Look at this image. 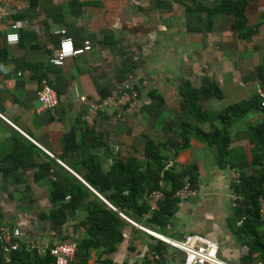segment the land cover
<instances>
[{
    "label": "crops",
    "instance_id": "obj_1",
    "mask_svg": "<svg viewBox=\"0 0 264 264\" xmlns=\"http://www.w3.org/2000/svg\"><path fill=\"white\" fill-rule=\"evenodd\" d=\"M222 1L11 0L8 14L0 13V222L20 230L21 248L31 251L33 245L52 246L84 236L83 209L68 214L60 233L46 216L53 209L49 199L53 183L69 190L75 178L96 194L83 179L82 160L88 154L106 172L116 152L139 158L146 136L156 143L180 142L176 126L181 120L209 130L208 123H196L181 107L182 83L193 88L217 84L221 98L200 101L211 112L249 100L261 89L264 25L248 40L241 39L231 28L233 16H208L194 9L195 5L212 8ZM263 14L264 0L251 1L245 12L247 26L258 23ZM14 23L20 25L16 30L10 27ZM9 33L18 40L8 42ZM65 37L75 46L88 41L90 49L66 58L62 65L51 64L50 57ZM126 67L132 68L122 73ZM41 79L57 93L53 110L38 111ZM130 81L139 89L135 103L121 112L98 110L96 133L83 135L88 130L82 120L86 107L79 96L100 103L102 93L117 95ZM263 115L252 108L231 116L230 156L222 160L226 163L219 162L213 146L190 137L170 164L196 166L195 195L181 206L175 204L164 226L139 223L174 240L203 235L217 243L218 255L231 264H264L258 248L249 250L244 243L247 237L240 235L241 218L234 216L232 196V174L239 178L241 173L264 174V157L259 160L263 166L252 164L255 146L249 141L250 128ZM213 123L223 126L220 121ZM72 129L79 147L70 142L75 149L64 153L63 135ZM23 152L27 157H20ZM49 158L53 162L46 165ZM157 240L127 222L123 240L112 249L103 239L101 248L89 250L86 264H182V252L166 243L159 260H149L148 255L157 254L153 250ZM260 242L264 244V236L256 246Z\"/></svg>",
    "mask_w": 264,
    "mask_h": 264
},
{
    "label": "trees",
    "instance_id": "obj_2",
    "mask_svg": "<svg viewBox=\"0 0 264 264\" xmlns=\"http://www.w3.org/2000/svg\"><path fill=\"white\" fill-rule=\"evenodd\" d=\"M251 1L255 0H225L212 8L195 5L194 9L207 12L208 16L215 13L233 16L231 28L237 33L238 38L248 40L251 33L256 32L260 25H264L263 14L258 23L250 27L247 26L245 12ZM131 68H122V73L130 71ZM259 69L262 71L260 73H262L263 79L261 89L249 100L229 106L220 112L204 110L200 104L203 99L221 98V90L217 84H201L198 88H193L189 82L180 85L181 107L189 112L196 123H208L210 125L208 131L201 130L198 126L181 120L176 126V133L181 138L180 142L156 143L152 138L146 136L143 151L139 158L133 154L121 155L120 152H116L111 155L112 162L106 172L102 170L95 157L88 154L82 160L83 179L115 209L109 207L103 199H100L98 195L75 178L74 185L69 190H64L61 183L52 184L49 199L53 209L46 217L52 222V228L56 233L62 231L68 214L79 208L85 211V216L80 223L86 227L85 234L81 239H74L77 243V251L70 264H86L89 250L101 248L103 239L111 244L112 249L115 248L116 243L123 240L124 227L127 222L120 216V213L138 223L146 220L153 226L162 227L165 225L167 217L173 213L177 202L174 194L182 186V179L187 177L191 185L196 183L193 173L196 169L194 164L176 168L174 164H170L171 159L178 151L188 146L190 137L197 138L208 146H213L220 163L223 162L224 158L230 156L228 147L230 136L227 127L231 123V116L243 115L252 108L258 109L264 114V107L260 106V100L264 96V65ZM134 87L139 92L137 84ZM103 97H107V94L102 93L101 98ZM82 120L85 128L88 129L83 132V135L96 133L95 122L93 125H88L84 116ZM214 121H220L223 126L221 128L216 127ZM62 140L65 146L64 153L71 147L72 150L75 149L69 144L70 142H73L76 148L79 147L76 145L73 129L66 132ZM249 141L255 146L252 164L256 167L263 166L259 160L264 157L262 154L264 152V115L261 121L250 128ZM161 150L164 151L163 154ZM26 155L27 152H23L20 157H27ZM52 162L50 159L46 165ZM228 164L233 167L232 161H228ZM71 166L76 169V172L79 171L74 164ZM233 188L242 197L234 209V216L238 219L241 218V225L238 228L240 235L247 237L244 243L249 250L257 247L264 258V244L260 242V246H256L259 245L261 236H264V220L259 214V198L264 197V174L256 171L251 177H246L241 173L239 185L233 184ZM158 189L164 192V198L158 202L156 209L150 212L148 195L151 191ZM148 214L150 216L146 219ZM71 240L68 238L65 241ZM164 244L161 240H157L153 248L154 253L161 255ZM12 259L15 264H53V258L48 253L39 255L34 249L31 251H26L23 248L16 250L12 252ZM0 264H2L1 253Z\"/></svg>",
    "mask_w": 264,
    "mask_h": 264
},
{
    "label": "built area",
    "instance_id": "obj_3",
    "mask_svg": "<svg viewBox=\"0 0 264 264\" xmlns=\"http://www.w3.org/2000/svg\"><path fill=\"white\" fill-rule=\"evenodd\" d=\"M10 4L11 0H0V13L7 15ZM19 26V24L14 23L11 24L10 27L16 30ZM62 31L63 30H61V32ZM5 38L8 42H16L18 40L17 35L14 33L7 34ZM89 49L90 43L88 41H85L82 46H75L70 38L65 37L59 41L58 47L50 57L49 61L54 65H62L66 58L82 54ZM36 98L39 105L38 111L53 110L58 104L56 91L48 84L47 80L45 79H41L39 82V86L36 91ZM138 98L139 92L134 87L132 82H128L123 85L119 94L107 96L106 98L102 99L100 103H95L87 99L85 96H79V100L85 103L86 112L84 119L88 125L94 124L95 118L98 115V110L102 108H112L116 112H121L125 108L132 106ZM260 106L264 107V96L260 100ZM6 121L10 123L8 120ZM44 151L48 155H51L48 151ZM58 162L60 161L58 160ZM231 172H234V170H231ZM232 177L234 184L239 185V175L232 174ZM195 193L196 191L192 187L188 178L184 177L182 179V186L174 194V197L177 198L176 205L181 206L185 200H187L190 196L195 195ZM232 196L234 198L233 204L235 206L242 197L236 192H234ZM163 198L164 192L161 189L151 191L148 195V203L150 206L149 211L151 212L156 209L158 202ZM259 203V214L264 220V197L259 198ZM107 204L112 209H115L111 204ZM120 216H122L131 225L181 251L183 254L182 264H231L218 255L217 243L203 235L188 234L181 240H174L145 228L140 223L127 218L122 213H120ZM147 216L149 217L150 215L148 214ZM20 236L21 233L18 228L13 227L8 223L0 222V253L2 256V264H15L12 259V252L21 249V242L19 239ZM30 249L36 250L39 255H45L48 253L53 258V264H70V262L73 261L75 257L77 243L72 239L71 241L56 243L52 246L36 247L33 245L30 246ZM147 258L152 262L159 260L158 254H154L152 256L148 255Z\"/></svg>",
    "mask_w": 264,
    "mask_h": 264
},
{
    "label": "rangeland",
    "instance_id": "obj_4",
    "mask_svg": "<svg viewBox=\"0 0 264 264\" xmlns=\"http://www.w3.org/2000/svg\"><path fill=\"white\" fill-rule=\"evenodd\" d=\"M130 82H131V81H130ZM126 83H128V82H126ZM126 83H125V84H126ZM125 84H124V85H125ZM137 150H138V149H137ZM161 153L163 154L164 151L161 150ZM96 194H97V193H96ZM97 195H98V194H97ZM98 196H99V195H98ZM99 197H100L101 199H103L101 196H99ZM103 200H104V199H103ZM104 201H105V200H104ZM105 202H107V201H105ZM107 203H108V202H107ZM108 206H109V205H108ZM149 215H150V214H149ZM147 218H149V217H146V219H147ZM156 239H157V238H156ZM162 242H163V241H162ZM164 243H165V242H164ZM123 263H127V262H123ZM127 264H129V263H127Z\"/></svg>",
    "mask_w": 264,
    "mask_h": 264
}]
</instances>
